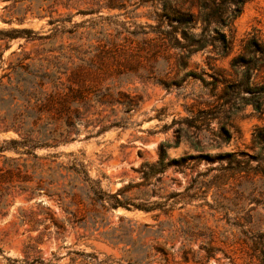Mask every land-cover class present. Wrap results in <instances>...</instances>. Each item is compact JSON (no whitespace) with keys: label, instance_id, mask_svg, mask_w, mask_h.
I'll list each match as a JSON object with an SVG mask.
<instances>
[{"label":"rangeland","instance_id":"rangeland-1","mask_svg":"<svg viewBox=\"0 0 264 264\" xmlns=\"http://www.w3.org/2000/svg\"><path fill=\"white\" fill-rule=\"evenodd\" d=\"M165 24L162 0H0V73L18 53L100 59L99 67L85 71L94 76L91 84L140 96L127 127L87 136L89 126L67 143L36 149L56 154L54 168L83 163L107 193L104 206L87 200L68 212L42 190L28 198L29 191L13 185L5 197L0 185V264H260L264 177L237 171L233 158L203 154L253 152L252 131L264 125V113L251 105L236 112L224 125L225 143L216 135L222 115L202 120L221 88L205 84L211 65L229 69L249 35L264 38V0L244 4L233 22L232 51L211 62L206 50L198 51L180 68L178 49L161 32ZM21 29L29 32L16 33ZM104 107L102 114L112 113ZM14 135L0 131V144ZM165 141L169 158L199 157L145 181L142 164L156 162ZM42 163L47 168L49 160ZM59 171L64 177L54 173L56 183L68 188L72 171ZM118 192L130 202L159 205L149 211L112 207L108 196Z\"/></svg>","mask_w":264,"mask_h":264},{"label":"trees","instance_id":"trees-1","mask_svg":"<svg viewBox=\"0 0 264 264\" xmlns=\"http://www.w3.org/2000/svg\"><path fill=\"white\" fill-rule=\"evenodd\" d=\"M248 1L251 0H162L166 24L161 32L168 46L178 49L179 67H186L189 56L194 52L206 50L210 62L230 54L233 48V22ZM20 32L29 30H16V33ZM18 54L14 61L1 67L0 73V131L15 133L0 144V157L3 160L0 185H4V196L10 194L14 185L20 192L29 191L28 198L42 190L57 199L68 212H72L69 210L71 205L87 200L104 206L107 193L97 180L90 178L83 163L76 160L68 166L57 163L54 168L50 164L54 162L56 154L38 155L36 149L54 148L67 143L74 139L73 134L77 135L81 128L89 126L87 136L100 135L112 127H127L133 122L130 119L132 112L139 107L140 96L119 88L95 87L91 84L94 76L85 71L99 67L100 59L76 61L63 55H46L42 51L33 56L30 53ZM211 68L209 75L212 79L205 84L212 85V88L221 85V88L216 94V103H209L210 106L204 110L202 121H209L221 114L224 121L216 135L225 143L230 136L224 125L236 112L251 105L254 111L264 113V38L255 33L249 35L241 49L231 56L229 69L214 65ZM104 106H110L112 113L102 114ZM118 112H121L120 116H117ZM195 144L198 145L199 140ZM170 145L169 142H162L157 161L142 164L145 181L168 165L185 166L188 160L199 157L186 154L169 158L166 149ZM251 148L254 149L251 153L245 150L237 153L224 151L215 155L203 154V157L233 158L237 171L260 173L264 177V125L253 128ZM5 150H13L20 156H6L3 154ZM28 160L32 162L28 163ZM42 160H49L47 168H43ZM59 169L73 173L68 188L56 183L54 173L58 172L60 177H64ZM78 182L85 185H78ZM126 189L120 191L123 193ZM119 193L109 194L110 206L129 208L132 205L149 211L159 205L154 202H130L124 196L120 198ZM260 253V264H264V248Z\"/></svg>","mask_w":264,"mask_h":264},{"label":"water","instance_id":"water-1","mask_svg":"<svg viewBox=\"0 0 264 264\" xmlns=\"http://www.w3.org/2000/svg\"><path fill=\"white\" fill-rule=\"evenodd\" d=\"M3 133H6L7 135L10 134V133L14 134V132H12V131H6V132H3ZM38 199L41 200V197H39Z\"/></svg>","mask_w":264,"mask_h":264}]
</instances>
